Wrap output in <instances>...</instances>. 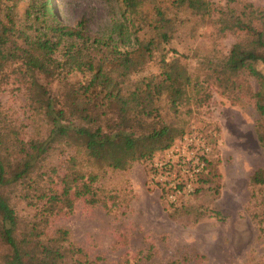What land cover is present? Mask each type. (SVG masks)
<instances>
[{"label": "trees", "instance_id": "16d2710c", "mask_svg": "<svg viewBox=\"0 0 264 264\" xmlns=\"http://www.w3.org/2000/svg\"><path fill=\"white\" fill-rule=\"evenodd\" d=\"M19 1L0 0V17L6 20L3 33L16 36L18 32L22 40L16 59H9L0 43V92L14 78L23 85L31 109L51 128L43 143H27L4 121L0 111V244L6 249L0 264L100 262L99 258L91 260L76 252L63 253L68 233L49 238L41 223L28 222L16 210L21 203H34L41 204V214H51L58 205L71 210L73 198L86 197L91 205L98 202L91 185L95 176H90L91 183L84 182L82 173L74 171L75 157L70 160L72 172L61 179V191L31 178L38 161L46 158L55 145L73 148L85 160L95 159L112 133L124 128L122 159L129 165L151 159L185 134L187 119L183 115L190 116V105L196 110L203 106L210 86L230 99L231 87L237 84H245V92L251 94L247 76L262 89L253 96L259 115L255 132L264 153V74L257 68L259 63L264 65V9L242 3L240 17L258 23L256 29L244 26L252 32V39L234 43L227 54L214 50L198 61V75L192 77L188 55L172 51L173 56L168 57L165 45L175 33L177 13L204 18L213 8L210 0H122L120 14L132 43L125 49L111 39H91L81 23L71 28L59 22L53 0H31L27 4L24 19L29 22L28 29L36 32L27 35L17 25L15 8ZM218 32L224 34L225 28L220 27ZM140 34L147 38L140 39ZM58 53L62 59H58ZM157 54L161 55L160 72L143 76L134 84L131 77L143 71ZM72 73L84 79L72 81ZM53 80L60 81L57 93L50 86ZM164 112L171 118L166 120ZM215 162L207 161L206 176L218 183ZM206 179L201 182H209ZM216 182L212 189L215 196L219 194ZM251 183L264 187V170L254 172ZM261 196L264 208V193Z\"/></svg>", "mask_w": 264, "mask_h": 264}, {"label": "rangeland", "instance_id": "374dc122", "mask_svg": "<svg viewBox=\"0 0 264 264\" xmlns=\"http://www.w3.org/2000/svg\"><path fill=\"white\" fill-rule=\"evenodd\" d=\"M30 1L18 2L17 25L27 35H35L24 19ZM210 1L211 14L204 18L184 11L177 13L175 33L165 45L168 57L173 56L172 51L188 55L192 77L198 75V61L214 50L227 54L234 43L252 39L248 29H256L258 23L240 17L242 3L264 9V0ZM121 3L122 0H53L59 22L71 28L81 23L91 39H111L125 49L132 43L127 39L126 20L120 14ZM5 24L0 17V43L9 59H16L22 40L18 32L16 36L4 34ZM222 26L224 34L218 32ZM146 38L140 34V39ZM57 57L62 59L60 53ZM160 58L157 54L143 71L131 77L132 82L150 73L158 74ZM257 68L264 74L263 64ZM245 78L251 94L245 92V84L234 85L231 95L237 100L233 101L210 86L203 106L196 110L190 105V116L183 115L187 119L185 133L203 136L210 146L207 161H216L217 196L212 190V176L205 173L198 179L197 191L176 205L168 203L151 179V166L165 151L129 165L121 157L120 144L126 131L120 128L100 146L95 159L85 160L73 148L55 145L31 174L41 185L61 191V179L72 172L70 160L75 157L74 171L82 173L84 182L91 183L90 176H95L91 184L98 199L95 205L80 197L73 198L71 210L58 205L55 212L41 214V204L21 203L17 212L28 222L41 223L49 238L58 239L63 231L68 233L63 253L99 258V264H264V187L251 183L253 173L264 170V153L255 132L259 115L253 96L262 89L254 78ZM69 79L84 78L72 73ZM50 86L57 93L60 81L53 80ZM0 111L20 139L36 144L45 141L51 125L31 109L23 85L14 78L0 92ZM163 115L166 120L170 117L168 112ZM205 179L209 182L202 183ZM32 247L29 245V249ZM5 253L0 244V257Z\"/></svg>", "mask_w": 264, "mask_h": 264}, {"label": "built area", "instance_id": "2783aa9c", "mask_svg": "<svg viewBox=\"0 0 264 264\" xmlns=\"http://www.w3.org/2000/svg\"><path fill=\"white\" fill-rule=\"evenodd\" d=\"M210 146L196 133H185L152 166L151 179L164 199L173 205L192 195L207 170Z\"/></svg>", "mask_w": 264, "mask_h": 264}]
</instances>
